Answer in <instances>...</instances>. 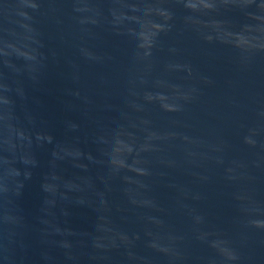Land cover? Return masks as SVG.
<instances>
[{
  "label": "water",
  "instance_id": "water-1",
  "mask_svg": "<svg viewBox=\"0 0 264 264\" xmlns=\"http://www.w3.org/2000/svg\"><path fill=\"white\" fill-rule=\"evenodd\" d=\"M0 264H264V0H0Z\"/></svg>",
  "mask_w": 264,
  "mask_h": 264
}]
</instances>
